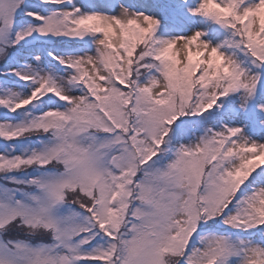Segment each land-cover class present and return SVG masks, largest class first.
<instances>
[{
  "label": "snow or ice",
  "instance_id": "6c2138e0",
  "mask_svg": "<svg viewBox=\"0 0 264 264\" xmlns=\"http://www.w3.org/2000/svg\"><path fill=\"white\" fill-rule=\"evenodd\" d=\"M0 264H264V0H0Z\"/></svg>",
  "mask_w": 264,
  "mask_h": 264
},
{
  "label": "rangeland",
  "instance_id": "374dc122",
  "mask_svg": "<svg viewBox=\"0 0 264 264\" xmlns=\"http://www.w3.org/2000/svg\"><path fill=\"white\" fill-rule=\"evenodd\" d=\"M34 1H35V0H31V2L33 3V5L36 4ZM162 1H163V2H162ZM79 2H83V0H79ZM89 2L91 3L92 0H89ZM148 2L153 3V4H162V3H168L169 0H148Z\"/></svg>",
  "mask_w": 264,
  "mask_h": 264
},
{
  "label": "trees",
  "instance_id": "16d2710c",
  "mask_svg": "<svg viewBox=\"0 0 264 264\" xmlns=\"http://www.w3.org/2000/svg\"><path fill=\"white\" fill-rule=\"evenodd\" d=\"M35 3H37V0L34 1ZM163 2V1H162ZM162 4H166V3H162Z\"/></svg>",
  "mask_w": 264,
  "mask_h": 264
}]
</instances>
